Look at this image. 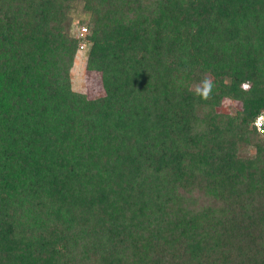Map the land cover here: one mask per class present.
<instances>
[{
	"label": "trees",
	"instance_id": "1",
	"mask_svg": "<svg viewBox=\"0 0 264 264\" xmlns=\"http://www.w3.org/2000/svg\"><path fill=\"white\" fill-rule=\"evenodd\" d=\"M259 116L264 0H0V264H264Z\"/></svg>",
	"mask_w": 264,
	"mask_h": 264
},
{
	"label": "rangeland",
	"instance_id": "2",
	"mask_svg": "<svg viewBox=\"0 0 264 264\" xmlns=\"http://www.w3.org/2000/svg\"><path fill=\"white\" fill-rule=\"evenodd\" d=\"M84 17H87V15L79 7L74 18L75 24L72 28L73 34L77 35L79 32V29L76 25V21ZM85 57V51H80L76 56L74 65L71 69L72 87L77 91L87 93V95L94 97L102 92V88L100 86V79L97 74L91 73L85 69Z\"/></svg>",
	"mask_w": 264,
	"mask_h": 264
},
{
	"label": "clouds",
	"instance_id": "3",
	"mask_svg": "<svg viewBox=\"0 0 264 264\" xmlns=\"http://www.w3.org/2000/svg\"><path fill=\"white\" fill-rule=\"evenodd\" d=\"M79 52H80V50L78 51V53ZM213 87H214V84H213L212 79L210 77L206 76L204 79H202L200 81L199 84H197L195 86L194 91H193V95L195 97L199 98L200 100H207L211 96ZM243 88L245 90H248L250 88V84L246 82L243 85Z\"/></svg>",
	"mask_w": 264,
	"mask_h": 264
},
{
	"label": "built area",
	"instance_id": "4",
	"mask_svg": "<svg viewBox=\"0 0 264 264\" xmlns=\"http://www.w3.org/2000/svg\"><path fill=\"white\" fill-rule=\"evenodd\" d=\"M84 32H85V28H82L79 36H83ZM85 46H86L85 43L81 42L79 46V50L82 51L85 48ZM263 124H264V121H263L262 116H259L254 122L256 129L260 132L262 131Z\"/></svg>",
	"mask_w": 264,
	"mask_h": 264
}]
</instances>
